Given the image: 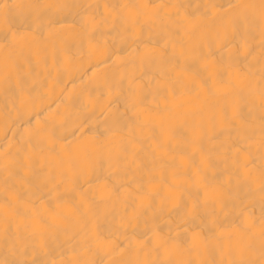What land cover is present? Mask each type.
Returning <instances> with one entry per match:
<instances>
[{"label": "bare ground", "instance_id": "6f19581e", "mask_svg": "<svg viewBox=\"0 0 264 264\" xmlns=\"http://www.w3.org/2000/svg\"><path fill=\"white\" fill-rule=\"evenodd\" d=\"M0 264H264V0H0Z\"/></svg>", "mask_w": 264, "mask_h": 264}]
</instances>
